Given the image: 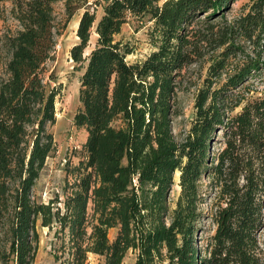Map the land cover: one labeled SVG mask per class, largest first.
Segmentation results:
<instances>
[{
  "label": "trees",
  "instance_id": "1",
  "mask_svg": "<svg viewBox=\"0 0 264 264\" xmlns=\"http://www.w3.org/2000/svg\"><path fill=\"white\" fill-rule=\"evenodd\" d=\"M56 1L20 2L22 30L0 36V264H34L38 223L53 231L55 264H87L90 255L124 264L128 253L133 264H264V95L243 86L264 62L247 56L227 73L229 57L244 54L241 41L262 46L264 0H249L224 26L218 18L235 0H109L99 19L84 10L69 50L80 74L73 123L86 132L84 155L65 167L62 200L41 203L32 191L57 152L50 128L63 90L46 81ZM146 16L152 50L129 63L133 48L117 36L128 20ZM219 48L177 140L172 121L185 73ZM204 179L216 190L207 213ZM206 218L215 230L200 248Z\"/></svg>",
  "mask_w": 264,
  "mask_h": 264
},
{
  "label": "rangeland",
  "instance_id": "2",
  "mask_svg": "<svg viewBox=\"0 0 264 264\" xmlns=\"http://www.w3.org/2000/svg\"><path fill=\"white\" fill-rule=\"evenodd\" d=\"M27 0H0V36L4 34H15L22 30L21 24L16 19L17 5ZM109 0H57L52 4L53 32L55 33V52L54 60L47 63L46 81L50 86L62 84L63 90L55 100L56 123L50 128L57 145V152L47 160V163L37 180L33 191V199L37 202L48 203L55 195L62 200L65 167L66 165L75 166L83 157V144L86 140V132L74 126L73 118L79 107V73L73 72V63L69 58L70 48L78 42L75 31L80 15L84 10L94 12L96 19L102 15V7ZM249 0H235L230 9L224 12L218 21H223L221 26L232 23L247 12ZM68 7H67V5ZM67 9L73 11L71 17L67 16ZM207 13L204 14L206 16ZM152 22L148 17L128 20L124 24L118 40L128 44L133 48V54L127 57L129 63L139 61L147 56L152 50L151 34ZM95 41L93 36L91 44ZM244 54L229 57L228 75L234 73V68L241 64L240 60L248 57L259 58L264 62V38L261 41L259 50L251 42H243ZM222 48L205 55L202 62L194 64L185 73V82L177 92L178 107L180 115L173 119L172 130L177 140L181 139L190 127V122L194 117V98L197 91L202 88V81L210 65L208 57H214L220 53ZM224 78V76H223ZM250 90L249 96L259 97L264 95V68L260 73L253 74L243 84ZM239 111L237 108L233 114ZM214 148H219L218 141L221 133H217ZM175 184L170 192V207L174 208L175 201L179 194L177 187L178 176L175 177ZM203 190L207 192L206 203L202 206L204 212H208L212 203L215 201L216 190H211L208 180L202 181ZM38 243L34 264H55L51 254V244L54 242L53 231L37 224ZM215 226L211 220L206 218L201 224L198 233L197 244L203 248L207 240L213 235ZM116 230L109 232V238L113 239ZM259 242L264 251V229L259 233ZM134 255L127 254L124 264H133ZM87 264H104V258L90 255Z\"/></svg>",
  "mask_w": 264,
  "mask_h": 264
},
{
  "label": "bare ground",
  "instance_id": "3",
  "mask_svg": "<svg viewBox=\"0 0 264 264\" xmlns=\"http://www.w3.org/2000/svg\"><path fill=\"white\" fill-rule=\"evenodd\" d=\"M176 176H178V175H176ZM176 176H175V177H176ZM177 187H178V186H177ZM178 188H179V187H178Z\"/></svg>",
  "mask_w": 264,
  "mask_h": 264
}]
</instances>
